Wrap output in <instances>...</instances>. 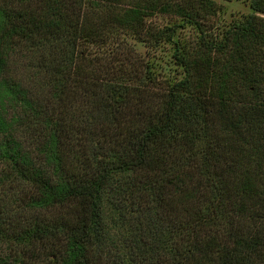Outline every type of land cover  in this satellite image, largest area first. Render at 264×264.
<instances>
[{"label": "trees", "instance_id": "16d2710c", "mask_svg": "<svg viewBox=\"0 0 264 264\" xmlns=\"http://www.w3.org/2000/svg\"><path fill=\"white\" fill-rule=\"evenodd\" d=\"M249 9L212 36L213 0H0V184L25 189L0 264H264V0ZM125 37L170 42L174 75Z\"/></svg>", "mask_w": 264, "mask_h": 264}, {"label": "rangeland", "instance_id": "374dc122", "mask_svg": "<svg viewBox=\"0 0 264 264\" xmlns=\"http://www.w3.org/2000/svg\"><path fill=\"white\" fill-rule=\"evenodd\" d=\"M216 6V14L210 18L212 35L219 32L233 23L242 21L250 14L249 0H231L229 2L222 0H213ZM146 25L152 28H170L175 29L174 39L182 38L185 41H191L198 36L197 32L190 26H186L179 19L172 15L154 14L145 19ZM208 26V23H207ZM207 30V29H205ZM213 36V35H212ZM126 44L134 49L136 55L142 59L152 58L163 74H173L170 63L174 53L173 46L170 42L162 43L157 50L148 51L144 45L137 43L135 40L125 37ZM93 52L91 49L90 54ZM23 185H17L14 182H6L0 184V220L3 221V227L17 221L18 215H22L23 203L21 202L24 192ZM24 199V198H23ZM18 249L13 250L12 246H6L0 241V256H9L14 258V253H18Z\"/></svg>", "mask_w": 264, "mask_h": 264}]
</instances>
